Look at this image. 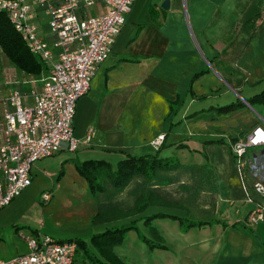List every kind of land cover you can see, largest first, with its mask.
I'll use <instances>...</instances> for the list:
<instances>
[{"label":"crops","instance_id":"obj_1","mask_svg":"<svg viewBox=\"0 0 264 264\" xmlns=\"http://www.w3.org/2000/svg\"><path fill=\"white\" fill-rule=\"evenodd\" d=\"M161 2L147 3L138 11L131 5L110 52L95 69L88 90L75 103L74 136L82 138L89 126L94 128L93 136L74 151L62 148L31 165L30 184L0 209V250L4 248L5 229L21 222L20 214L47 191L49 199L43 202L42 212L59 196L65 199L74 222L70 238L88 237L94 230L131 219H135L141 234L151 238L143 217L158 211L208 221L180 231L177 219L151 218L148 224L156 229L164 248H149L135 230H127L130 244L120 251L121 255L117 247L122 241L114 251L122 259L124 253H130L131 264L137 263V256L145 258L144 264H264V213L252 225L245 222L251 204L245 201L229 151V143L253 124L264 127V101H246L264 90V75L260 78L264 69L263 5L252 7L246 0H185L192 26L189 28L179 11L173 10L174 16L169 17V1L165 9ZM104 10L102 0H94L91 6L81 8L79 15H97ZM38 23L43 37H47L44 24ZM191 32L199 55L190 44ZM19 72L21 79L30 78ZM6 82H0V95L6 91ZM20 88L26 91L28 84L22 83ZM173 100L175 106L169 112L168 102ZM235 101L243 106L226 113L214 110ZM256 112L260 114L252 116ZM160 133L163 140L158 155L177 157L181 167L157 172L159 178H169V183L159 189L167 191L168 184L193 189L187 197L172 195L184 208L151 205L127 218L90 225L96 200L74 163L97 159L113 167L126 154L154 153L156 149L149 142ZM47 159L54 161L57 169L48 170ZM186 172L195 173L196 179H182L181 173ZM149 183L145 182V187ZM46 215L40 224L42 231L32 233L55 239L62 236L47 224L56 225Z\"/></svg>","mask_w":264,"mask_h":264},{"label":"built area","instance_id":"obj_2","mask_svg":"<svg viewBox=\"0 0 264 264\" xmlns=\"http://www.w3.org/2000/svg\"><path fill=\"white\" fill-rule=\"evenodd\" d=\"M133 1L102 0V13L81 16L80 9L91 6L94 0H0V13L45 70L27 80L13 76L0 95V208L30 184L29 170L36 160L62 148L74 151L90 141L92 126L82 138L73 134L75 103L110 52ZM261 16L264 19V6ZM38 21L44 24L47 37H43ZM25 82L28 88L23 91L20 85ZM258 134L264 136V127L253 124L229 143L245 201L251 204L245 216L249 225L261 220L264 213V139H258ZM162 140L160 133L149 143L157 149ZM40 199L48 201L49 192H42ZM24 240L25 252L0 258V264L75 262L77 244L72 239L35 232Z\"/></svg>","mask_w":264,"mask_h":264},{"label":"trees","instance_id":"obj_3","mask_svg":"<svg viewBox=\"0 0 264 264\" xmlns=\"http://www.w3.org/2000/svg\"><path fill=\"white\" fill-rule=\"evenodd\" d=\"M0 48L4 57L19 71L33 76L40 74L44 70V66L29 53L24 42L10 26L3 13H0ZM205 71L206 68L195 72L191 79ZM246 101L249 104L264 101V90L247 98ZM174 104L175 100L168 102L169 112L173 111ZM242 106L243 104L240 101H235L215 107L214 110L217 113H226ZM161 145L162 142L156 151L151 154H126L113 167L108 162L97 159H87L74 163L77 173L83 177L89 192L96 200V211L89 219L90 225L127 218L142 212L147 206L151 205L184 208L177 198L159 189V186L167 183V180L159 178L157 172H170L181 167L175 156L160 157L158 155ZM135 178H141L151 183L143 191L139 192L129 204H123L118 200H109L105 197L107 192L123 191ZM151 185H154V187ZM154 217L177 219L180 224V231L208 222L158 211L143 217L151 238L141 234L136 227L135 219H131L121 224L108 226L99 233H90V241L109 264H127L113 250V247L122 241L125 232L129 229L135 230L138 238L146 243L149 248L165 247L156 229L148 224L149 220ZM71 239L76 242L79 249L84 250L82 239L77 237ZM87 257L90 264H107L95 257Z\"/></svg>","mask_w":264,"mask_h":264},{"label":"rangeland","instance_id":"obj_4","mask_svg":"<svg viewBox=\"0 0 264 264\" xmlns=\"http://www.w3.org/2000/svg\"><path fill=\"white\" fill-rule=\"evenodd\" d=\"M156 1H158V0H134V2L132 4V9L134 11H138L139 9H142V8L144 9L147 3L152 4L153 2H156ZM168 1L170 2V10H172V12L169 14V17H171V16L173 17L174 16L173 10H177L182 14L183 20H184V22H186L185 25L188 24L187 26L189 28H191L192 26H190V20L188 17L189 11L187 9V5H186L185 0H184V7L182 6V0H168ZM246 1H248V3L251 4L252 7H256L258 5L264 6V0H246ZM174 2H175V6L172 5ZM188 34H189L188 37L190 40V44L192 45L193 50H195L196 53L199 55L200 49H199L197 43L194 41L192 32L188 33ZM205 64L209 67V64H207V62H205ZM263 75H264V69L261 72L260 78H262ZM13 76H14V78H19V79H21L23 77L22 75H20V72L4 57V55L0 53V82L6 81V80L9 81L13 78ZM259 114H260L259 112H256V113H253L252 116L257 117ZM180 148H181V146H180ZM250 151L251 150H248L247 153ZM47 160H49L47 163V169L48 170L57 169V166H55L54 161H52L50 159H47ZM178 161H179V159H178ZM194 176H197V175H195V173H191V172L181 173V178L186 179L188 182L195 180L196 177H194ZM161 177H162V175H161ZM175 177L170 178V179H175ZM167 180L169 181V178H167ZM145 182L146 181L141 179V178L133 179L132 182H130L129 185L126 187V189L121 191V193H119V192L108 193L107 192L105 197H107L108 199H114V200L118 199L123 204H129L132 201V199L139 192L144 190L145 185H146ZM167 183H169V182H167ZM165 188H167L169 195H173L175 197L178 194H179L178 196H180V197L181 196L187 197L190 194H192V192H193V189L183 188L181 186L178 187V186L173 185V184H168L165 186ZM162 191H164V190H162ZM167 191H165V192H167ZM56 201L57 202L50 205L47 210L44 209L45 211L42 212V207L44 206L43 204H45V203H43L41 201L40 197H39V199L35 198V203L31 204V206L28 208V211L24 214H20L19 219L21 220V222H19V223L17 222V224H14L12 227L9 228V230L5 229V233L2 236L4 248L2 250H0V258L1 259H10V258H13V257L21 254V253H24L25 248H26L24 238L27 235L32 234V231H36V230L39 231L42 229L40 227V224L44 223V221H45L44 215H46V214H47L46 215L47 218L49 220H51L52 223H55L56 225L53 226L50 223H47V222L46 223L48 225H51L52 227H54L56 229V231H59L62 233L61 234L62 236L57 237L56 239H62L63 240V239L73 238V237L70 238V236H68V233L73 231L72 229L74 228V227H72V224H74V222L72 220L71 213L66 208V205H68V204H67L66 200L63 199L61 196H59L56 199ZM44 227H45V224H44ZM3 228H6V226H3ZM105 228L106 227H104L103 229H100L99 231L94 230L93 233H99V232L103 231ZM33 233H35V232H33ZM128 238H129V235L127 233V234H125V236L122 240V243H121L122 246L118 245V247H117V253L118 254L121 255V253L125 251L126 245L130 244ZM80 239H82V241H83L84 250H86V252H84L83 249H79V247L77 246L74 264H90L87 256L95 257L99 261L106 262V260L103 258V256L92 245L89 236L88 237L85 236L84 238H80ZM167 241H168V243H170L169 239H167ZM113 250H115L114 247H113ZM120 251H122V252H120ZM124 254H125V256H123L124 259H122V257H120V258L125 263L131 264L132 263L130 260L131 254L128 252L124 253ZM137 257H139V260L137 261V263H134V264H144L145 258L142 259L140 256H137ZM106 263L109 264L108 262H106Z\"/></svg>","mask_w":264,"mask_h":264},{"label":"water","instance_id":"obj_5","mask_svg":"<svg viewBox=\"0 0 264 264\" xmlns=\"http://www.w3.org/2000/svg\"><path fill=\"white\" fill-rule=\"evenodd\" d=\"M167 6H168V0H162L161 7L165 9L167 8Z\"/></svg>","mask_w":264,"mask_h":264},{"label":"snow or ice","instance_id":"obj_6","mask_svg":"<svg viewBox=\"0 0 264 264\" xmlns=\"http://www.w3.org/2000/svg\"><path fill=\"white\" fill-rule=\"evenodd\" d=\"M258 139H264V136H261L260 134H258Z\"/></svg>","mask_w":264,"mask_h":264}]
</instances>
